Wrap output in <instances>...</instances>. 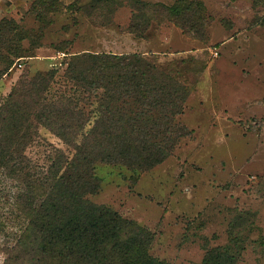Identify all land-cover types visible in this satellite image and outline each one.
<instances>
[{
	"label": "rangeland",
	"instance_id": "374dc122",
	"mask_svg": "<svg viewBox=\"0 0 264 264\" xmlns=\"http://www.w3.org/2000/svg\"><path fill=\"white\" fill-rule=\"evenodd\" d=\"M35 1L0 0V21L42 33L34 56L16 59L0 78V104L22 73L56 70L61 77L70 55L143 56L187 85L180 122L191 135L143 173L97 165L100 187L88 200L149 230L150 255L168 264H202L213 249L238 253L235 264H264V0H184L203 9L199 32L151 21L144 38L131 32L137 11L129 0L97 11L89 8L92 0H58L53 12L38 11ZM137 1L171 6L178 0ZM57 83L49 98L63 92L62 79ZM56 150L72 153L41 130L25 155L44 172ZM22 192L18 181L0 174V264H13L19 228L11 213Z\"/></svg>",
	"mask_w": 264,
	"mask_h": 264
},
{
	"label": "trees",
	"instance_id": "16d2710c",
	"mask_svg": "<svg viewBox=\"0 0 264 264\" xmlns=\"http://www.w3.org/2000/svg\"><path fill=\"white\" fill-rule=\"evenodd\" d=\"M129 1L137 11L130 26L137 38H144L151 21L174 22L187 32L203 27L198 4ZM117 2L92 0L89 8L97 11ZM34 4L42 12L43 7L46 12L60 7L58 0ZM29 33L13 20L0 21V78L16 59L34 56L42 33ZM30 38L36 41L22 47ZM64 65L62 93L49 98L58 71L25 72L0 104V174L23 186L11 213L19 228L12 263L168 264L150 255L154 235L149 230L93 204L88 196L100 187L97 165L143 173L162 164L191 135L180 122L187 85L138 54L83 51L70 55ZM41 130L72 152L68 156L56 150L44 172L25 155ZM237 255L231 249L209 250L202 264H235Z\"/></svg>",
	"mask_w": 264,
	"mask_h": 264
}]
</instances>
